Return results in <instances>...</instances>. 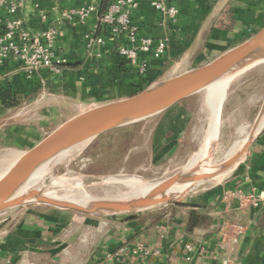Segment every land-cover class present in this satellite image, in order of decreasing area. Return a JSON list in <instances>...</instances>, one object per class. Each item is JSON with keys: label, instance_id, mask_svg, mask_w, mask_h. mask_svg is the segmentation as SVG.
<instances>
[{"label": "crops", "instance_id": "1", "mask_svg": "<svg viewBox=\"0 0 264 264\" xmlns=\"http://www.w3.org/2000/svg\"><path fill=\"white\" fill-rule=\"evenodd\" d=\"M56 1L64 10L90 3L98 10L84 24L63 23L56 41L57 53L67 59L61 75L42 70L28 77L15 57L0 69V85L11 84L21 100L12 108L0 101V152L12 156L82 111L204 65L264 27V0H166L179 9L176 22L149 0H137L141 34L168 39L161 59L141 54L148 68L139 74L119 53L116 37L107 35L104 45L87 49L86 35L99 21L101 0H24V14L34 18L44 7L54 21ZM201 92L103 133L122 137V171L174 157L191 138L198 121L195 96ZM103 134L87 145L103 144L98 139ZM231 172L214 188L136 214H88L37 202L8 209L0 213V264H264V130ZM192 210L209 221L189 230ZM234 223L244 226L237 237Z\"/></svg>", "mask_w": 264, "mask_h": 264}, {"label": "water", "instance_id": "2", "mask_svg": "<svg viewBox=\"0 0 264 264\" xmlns=\"http://www.w3.org/2000/svg\"><path fill=\"white\" fill-rule=\"evenodd\" d=\"M261 63H264V27L241 44L228 49L204 65L155 81L132 96L89 108L69 118L23 152L0 175V213L37 202L88 214H136L170 203L173 200L174 192L170 193L173 187L186 185L188 191L192 186L204 180L214 179L230 170L242 159L262 130L259 128L264 119V101L244 144L222 163L212 165L211 171H201L199 165L192 170L183 168L157 182L145 195L133 199H92L83 204L46 196L42 190L36 188L21 193L37 170L63 153L77 146L87 145L107 131L156 115L191 95L207 90L230 74L238 76ZM217 142L216 139L206 153L204 159L206 162L212 164Z\"/></svg>", "mask_w": 264, "mask_h": 264}, {"label": "rangeland", "instance_id": "3", "mask_svg": "<svg viewBox=\"0 0 264 264\" xmlns=\"http://www.w3.org/2000/svg\"><path fill=\"white\" fill-rule=\"evenodd\" d=\"M234 79L229 86L227 97L221 110L220 133L217 145L213 151L212 165L222 163L240 149L243 139L251 129L264 101V63L239 74ZM206 91L204 90L195 96V99H198V121L191 132V138L188 137L189 139L184 143V147L165 163L147 165L137 170L122 171V167H120L122 165V137L120 138V136L116 135L115 133L117 132H109L98 138L99 142H104L103 144L97 145V140V142L90 145H80L69 150L70 152L68 151L66 158L58 161L53 160L50 163V167H53L52 176L46 179L45 186H43L45 188L41 187L42 191L51 190L54 193L57 192L59 196H71L80 200L85 198L84 195L86 193L94 199H114L119 198L118 195L126 192L127 186L117 181L103 183L107 177L125 178L136 175L149 182L157 183L182 170L202 147H206V128L208 127L207 122L210 115L205 106ZM263 130L264 127L261 131ZM214 139L216 138H209L208 147L213 144ZM237 147L238 149H236ZM245 156L246 154L224 176L204 180L192 186L183 195L173 193V200L170 203L182 201L187 199L190 194L196 195L209 188L216 187L231 175V171L239 165ZM203 157L205 156H201L197 162L204 161ZM17 158V156H12L7 152H0V175ZM147 158L145 157V159ZM59 177L81 178L86 190L84 189L82 193L80 191L67 192L66 189L59 186H51L52 179ZM73 194H76V197ZM152 209L154 208L148 210Z\"/></svg>", "mask_w": 264, "mask_h": 264}, {"label": "built area", "instance_id": "4", "mask_svg": "<svg viewBox=\"0 0 264 264\" xmlns=\"http://www.w3.org/2000/svg\"><path fill=\"white\" fill-rule=\"evenodd\" d=\"M57 2L54 6L58 13L57 19L53 21L50 19V11L44 7H38L34 18H28L23 11L24 0H0V66L15 57L22 64L28 77L42 70H47L55 76L63 73L67 59L56 51V41L63 23H86L98 10V5L90 3L64 10L59 8ZM149 4L154 10L176 22L179 14L177 6L168 4L166 0H149ZM138 8L137 0L111 2L107 10L100 14L93 32L86 35V47L92 51L94 47L106 43L107 35L104 31L101 32L105 27L109 35L120 41L119 53L137 68L139 74H144L148 62L141 58V54L148 53L155 59H161L167 51L168 39H154L140 33L139 25L134 18ZM122 40L127 44L122 43ZM97 55L100 56V53ZM232 228L234 237L244 232V226L240 223L232 224ZM190 247L188 245V248ZM138 249L143 251L144 247L140 245Z\"/></svg>", "mask_w": 264, "mask_h": 264}, {"label": "bare ground", "instance_id": "5", "mask_svg": "<svg viewBox=\"0 0 264 264\" xmlns=\"http://www.w3.org/2000/svg\"><path fill=\"white\" fill-rule=\"evenodd\" d=\"M235 77H237V74H230V75L222 78L220 81H218L217 83L213 84L212 86H210L207 89V91H206L207 95H206V99H205L206 100V104H205V102H204V104H205L206 108L209 111L208 114H210V115H209V120L207 122L208 123V127L206 128L207 129L206 137H205L206 138V142H205L206 143L205 144L206 147L205 146L202 147L194 155V157L184 167L185 168L184 170H192L197 165H199L201 167V171H211V170H213L212 164L210 162H206L205 160L197 162V160L201 156H206V153L209 152V149L212 147V145H210L208 147L209 138L210 137H214L216 139L219 138L218 135L220 133V125H221V122H220L221 110H222V107H223V103H224V101H225V99L227 97L229 86L231 85L232 80H235L234 79ZM205 106H204V108H205ZM263 127H264V119L262 120V122L260 124L259 130L262 129ZM249 132H250V130H249ZM249 132L244 137L243 142H242L241 145H243L244 142L246 141V139H247V137L249 135ZM216 139H214V141ZM207 147H208V149H207ZM236 149H238V147ZM69 152L63 153L62 155H60L59 157H57L54 160L58 161V160H62L64 158H66V156L68 155ZM203 158L205 159V157H203ZM50 163L45 165V166H43V167H41L39 170H37L34 173L32 178L29 180V182L26 184V186H24V188L22 189L21 193H27L31 189H35V188L42 190L41 187L45 186L46 179L48 177L52 176V173H53V167H50ZM227 172L228 171L220 174L217 177L224 176ZM52 181L53 182H52L51 186H59L61 188L66 189L67 192L68 191H78V192L80 191L82 193V192H84V189H85L84 188L85 185H84V183H83L81 178H74L73 177V178L70 179V178H60L59 177V178H53ZM115 181L124 183L127 186V191L124 192L123 194L121 193V195H118V197L122 198V199H125V198L126 199H133V198H137V197L143 196L150 189H152V187H154V185L156 184V183H152V182H149L147 180H144L142 177H139V176H136V175L125 177V178L107 177L103 181V183H110V182H115ZM43 188H45V187H43ZM186 191H187V186L186 185H179V186L173 187L171 189L170 193L174 192L176 194L177 193L178 194H183ZM43 192H44V195H46V196H51V197L58 198V199H63V200L80 202V203H83V204H86L87 202H89L92 199H94L93 197L89 196L87 193L85 194L86 196L84 195L85 198L80 200V199L72 198L71 196H65V195L64 196H59L57 194V192L54 193L51 190L43 191ZM70 195H72V194H70ZM82 196H83V194H82Z\"/></svg>", "mask_w": 264, "mask_h": 264}, {"label": "trees", "instance_id": "6", "mask_svg": "<svg viewBox=\"0 0 264 264\" xmlns=\"http://www.w3.org/2000/svg\"><path fill=\"white\" fill-rule=\"evenodd\" d=\"M113 1L114 0H101V4H100V14L101 15L107 10V7ZM134 18L136 22L138 23V25H140L137 20L136 13L134 15ZM103 31L105 35H109V31L107 28L103 27L101 32ZM5 64L0 66V69L4 68ZM145 88H141V90ZM0 101L3 104V108H12V107H16L21 104V100L17 97V93L13 90V87L11 84H8L7 86L0 85ZM208 221H209V217L206 214L199 212V211L192 210L189 212V215H188V229L193 230L194 228L202 224H205ZM261 224L262 226H264V213L262 216Z\"/></svg>", "mask_w": 264, "mask_h": 264}]
</instances>
